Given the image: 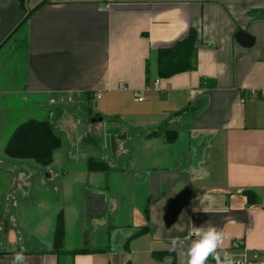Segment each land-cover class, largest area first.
I'll return each mask as SVG.
<instances>
[{
	"label": "crops",
	"instance_id": "0c3cea01",
	"mask_svg": "<svg viewBox=\"0 0 264 264\" xmlns=\"http://www.w3.org/2000/svg\"><path fill=\"white\" fill-rule=\"evenodd\" d=\"M42 1L29 0V9ZM25 16L18 0H0V47ZM191 28L199 31L197 69L159 79L158 50ZM239 31L254 38L251 47L238 43ZM79 99L94 104L82 126L66 109ZM28 119H51L64 140L42 172L4 154ZM160 128L178 139L165 143ZM90 159L110 171H90ZM30 170L36 180L54 181L37 203L27 199ZM112 175L120 184H111ZM245 190L259 203L250 205ZM21 206L20 215L49 208L54 221L33 224V250L17 244L18 226L8 216ZM131 208L140 217L133 224ZM60 212L65 250L105 251L58 263L51 252ZM210 224L227 234L234 258L240 242L264 264V0H50L22 39L0 51V264L13 263L21 249L26 264H185L171 240ZM146 225L149 232L126 250ZM126 227L132 233L113 247L112 230Z\"/></svg>",
	"mask_w": 264,
	"mask_h": 264
},
{
	"label": "trees",
	"instance_id": "16d2710c",
	"mask_svg": "<svg viewBox=\"0 0 264 264\" xmlns=\"http://www.w3.org/2000/svg\"><path fill=\"white\" fill-rule=\"evenodd\" d=\"M18 1L22 9L26 12V16L16 27L14 32L9 36V38L6 39V41L2 44L0 51L10 41H14L19 38L22 39L23 32L29 22L30 17L35 12L40 10L45 4L50 2V0H44L33 9H29V0ZM198 39L199 31L196 28H191L185 37L178 40L172 46L160 48L157 53L158 78L170 79L175 75L196 70L198 58ZM149 72V62H147V83H149ZM158 135L163 138L165 143L168 144L174 143L178 139V132L175 130L160 128ZM63 144L64 140L62 136L57 133L51 119H28L16 127L5 145L4 154L10 159L31 161L40 167H48L53 164L54 156L56 152L62 148ZM88 169L90 171L103 172L107 174L110 171V166L105 161L90 159L88 161ZM242 193L247 196L248 203L250 205L259 203L260 199L254 192L245 190ZM149 230V225L139 229L126 241L125 249H129L130 241L147 234ZM65 237V218L63 212H60L56 217L53 232V249L51 252L57 257L58 263L67 256L73 258L74 256L80 254H92L105 251L104 249L91 250L88 248L67 251L65 250ZM239 247L243 248V246L240 245V242ZM154 256L156 258H162L164 255L161 253H155ZM127 264H130V262Z\"/></svg>",
	"mask_w": 264,
	"mask_h": 264
},
{
	"label": "rangeland",
	"instance_id": "374dc122",
	"mask_svg": "<svg viewBox=\"0 0 264 264\" xmlns=\"http://www.w3.org/2000/svg\"><path fill=\"white\" fill-rule=\"evenodd\" d=\"M2 87H4V86H2ZM93 105H94L93 102H90V103L84 102V100L79 99V100H76L73 104H69L66 107V109L69 110L71 112V114H73L74 119H75V123L81 124L80 126H82L83 124L86 125V123L88 122L89 114H88L87 109L93 108ZM14 123L15 122L12 121L8 116L6 128H8V129L14 128L15 127ZM107 123L109 124V122H107V120H105L103 126L107 127V125H108ZM63 147H64V145H63ZM32 166H33V164H32ZM38 168L39 169H37V171L40 172L41 170H44V168H46V167H38ZM29 174H30L31 180H33L30 182L34 186V188H32L31 194L29 196H27V199H29L31 201L33 199L37 203L40 196L44 195L43 192L46 191V189L47 190L52 189L54 181L46 180L45 181L46 183H44V182H41L39 180L34 179V171L33 170H30ZM41 176L43 177L42 174H41ZM110 180H111L112 185L113 184H120V182H114L115 179L113 178V175H112ZM19 198H21V197H19ZM19 198L16 197V200H18ZM34 207L32 206L30 211L28 213L27 212L24 213L23 215H20L22 206L20 207L19 211H17V209H16L15 213H9L8 214L9 217L12 216L11 219H13L15 221V224L18 226L17 237L19 240L17 241V244L22 245L20 243H24V246H25L24 249H26V250L36 249L33 247V246L37 245V244H35V241H34L35 237H34V234L31 233V227H33V224L41 221L43 218H47V221L50 225L54 222L49 208H48V210H44L43 208H38V207L34 208ZM131 209H132L131 223L133 224L134 222H138V219L140 217H139V214L136 213L133 208H131ZM85 222L86 221H84V223ZM5 231H6V226L4 227V232ZM87 233H88V230L85 231L84 236H86ZM128 233H130V234L132 233V229L130 232V228H128V227L112 230V242H111L112 246L113 247L116 246V240L120 239V237L122 235H125V236L128 235L129 236L130 234H128ZM100 235H101V233H100ZM47 237H45L46 241L50 239V236L48 238ZM74 237H75V234L73 231H71L70 236H69V242H73ZM5 264H13V263L6 261Z\"/></svg>",
	"mask_w": 264,
	"mask_h": 264
},
{
	"label": "clouds",
	"instance_id": "9594fccd",
	"mask_svg": "<svg viewBox=\"0 0 264 264\" xmlns=\"http://www.w3.org/2000/svg\"><path fill=\"white\" fill-rule=\"evenodd\" d=\"M209 211L205 209V212ZM227 234L215 225H193L185 238H173V249L180 247L187 257L185 264H208L211 258L215 264H241L234 258L235 254L225 248ZM185 240L190 241L185 245ZM13 264H26L24 250L14 253Z\"/></svg>",
	"mask_w": 264,
	"mask_h": 264
},
{
	"label": "built area",
	"instance_id": "2783aa9c",
	"mask_svg": "<svg viewBox=\"0 0 264 264\" xmlns=\"http://www.w3.org/2000/svg\"><path fill=\"white\" fill-rule=\"evenodd\" d=\"M122 88L126 89L125 86H122ZM97 97L100 98V95H98ZM140 101H142L141 98H140ZM233 249L241 251L242 254H240L237 258H235L236 260L241 261V264H261L262 263L259 252H254V251L249 252L245 250L244 248H240L239 242L234 243Z\"/></svg>",
	"mask_w": 264,
	"mask_h": 264
},
{
	"label": "water",
	"instance_id": "95a60500",
	"mask_svg": "<svg viewBox=\"0 0 264 264\" xmlns=\"http://www.w3.org/2000/svg\"><path fill=\"white\" fill-rule=\"evenodd\" d=\"M236 40L238 41V43H240L243 47L246 48L251 47L254 44V38L244 31H239L236 34ZM98 121H102V119L99 118Z\"/></svg>",
	"mask_w": 264,
	"mask_h": 264
}]
</instances>
